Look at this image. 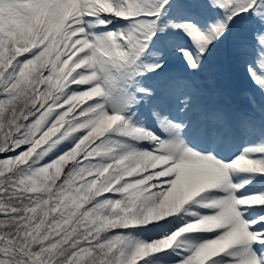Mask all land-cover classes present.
Listing matches in <instances>:
<instances>
[{"label": "snow or ice", "instance_id": "snow-or-ice-1", "mask_svg": "<svg viewBox=\"0 0 264 264\" xmlns=\"http://www.w3.org/2000/svg\"><path fill=\"white\" fill-rule=\"evenodd\" d=\"M0 264H264V0H0Z\"/></svg>", "mask_w": 264, "mask_h": 264}, {"label": "rangeland", "instance_id": "rangeland-1", "mask_svg": "<svg viewBox=\"0 0 264 264\" xmlns=\"http://www.w3.org/2000/svg\"><path fill=\"white\" fill-rule=\"evenodd\" d=\"M230 83L231 84V88L230 90L233 91L234 89V93H236V90H237V94H238V90H241V95L243 94V92L245 91L246 89V85H243V84H236L233 80H231L227 73L225 74V78L224 80L222 81V85L223 84H226V83Z\"/></svg>", "mask_w": 264, "mask_h": 264}, {"label": "bare ground", "instance_id": "bare-ground-1", "mask_svg": "<svg viewBox=\"0 0 264 264\" xmlns=\"http://www.w3.org/2000/svg\"><path fill=\"white\" fill-rule=\"evenodd\" d=\"M223 87H225L226 89H228V90H230V88H231V84L228 82V83H226V84H223L222 85ZM231 91V90H230Z\"/></svg>", "mask_w": 264, "mask_h": 264}]
</instances>
